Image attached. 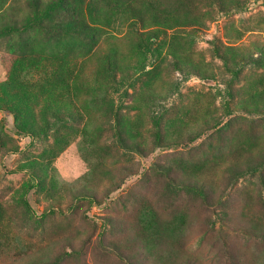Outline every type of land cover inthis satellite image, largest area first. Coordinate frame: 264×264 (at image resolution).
<instances>
[{"label": "rangeland", "instance_id": "rangeland-1", "mask_svg": "<svg viewBox=\"0 0 264 264\" xmlns=\"http://www.w3.org/2000/svg\"><path fill=\"white\" fill-rule=\"evenodd\" d=\"M37 1L0 0V29ZM196 1L203 24L152 57L122 0L78 6L103 24L68 44L0 32V106L18 107L0 113V264H264V0ZM54 57L75 69L69 92Z\"/></svg>", "mask_w": 264, "mask_h": 264}, {"label": "trees", "instance_id": "trees-1", "mask_svg": "<svg viewBox=\"0 0 264 264\" xmlns=\"http://www.w3.org/2000/svg\"><path fill=\"white\" fill-rule=\"evenodd\" d=\"M91 1L92 0H48L45 3H43V12L37 13L38 17L36 19H32L31 17H28L26 19L25 25L21 26L18 25L16 22L9 23L8 25L3 26V28L0 29L1 33L8 34L9 32H21L26 30L29 27H40L43 30L48 31H56L61 34L62 37H66L65 43H69L67 39L71 41H79V38L84 37H90L94 33L99 31V27L102 23L99 19H97L93 14L85 16L88 17L90 21H86L85 17H83V14L79 11V7H82L85 5V9H91ZM216 0H213V2ZM40 3V0L37 1ZM125 1L122 0L121 8L123 7ZM199 2L196 0H132L128 3H126L124 6L128 10H132L134 12L135 21L134 24L139 30H141V33L148 32V36L143 41L141 38L142 34H138V51H140V54H147V56L152 57L153 55H156L160 53L159 48L163 47L164 44H167L166 46L171 51L179 50L180 46V39L181 36L183 37L185 35H188L191 33L192 30L196 29L198 26L203 24V15L205 12H201V7L198 5ZM220 4V3H217ZM61 14V12H66L69 15V18L67 20H61L58 19L57 22H55L54 17H52V13ZM91 12V11H90ZM111 13V12H110ZM90 14V13H89ZM43 21V23L41 22ZM185 28H191L190 31L186 30ZM172 30L174 32L173 35H168V31ZM53 34H56L55 32ZM170 37L168 41H165L162 44V40L164 38ZM110 38H106V40H109ZM91 40V39H90ZM82 42V41H81ZM114 42V41H113ZM148 43V44H147ZM149 44H152V47H148ZM162 44V45H158ZM155 46V47H154ZM233 48V47H232ZM112 49V48H111ZM235 50V49H234ZM177 53H174L176 56ZM241 54V53H239ZM183 63L188 64L189 68L192 70V72L195 75L202 76L203 80L207 79L208 75H201L200 71H202V65L203 62L193 60L192 56L185 53L183 55ZM185 58V59H184ZM223 61L227 62L228 59L225 55H222L220 57ZM57 62L56 70L58 71L57 74H55L54 79L58 81V84L62 86L64 93L70 91L69 82L74 80L76 78L75 75V69L71 67V64L67 62L66 60H59V58H55ZM24 59L18 66L19 70L21 71L24 67L25 61ZM105 60V69L106 72H111L112 78L111 80L113 82L117 81L115 78V69H119V65L122 62V59H118V55L116 56L115 51L109 52L108 55L104 56ZM262 60V58L260 59ZM20 62V61H19ZM18 62V63H19ZM258 60L256 61V63ZM17 63V64H18ZM14 64V61L11 63V68L16 69L17 65ZM73 64V63H72ZM26 65V64H25ZM67 74V77L70 78V80L64 79L62 81L61 75ZM114 75V77H113ZM123 75V74H122ZM12 80L14 79L13 76ZM66 81V83L64 82ZM59 88H54L53 92L58 91ZM62 93V92H61ZM62 93L63 95H65ZM48 96H46V99ZM52 98V97H51ZM50 102H54L57 104L65 105L66 107L72 106V101L68 100H57L49 99ZM76 100L78 101V96L76 95ZM49 105V102H47ZM86 103V102H85ZM84 103V105H85ZM18 107L7 104L4 107L0 106V113H1V120L3 124H5L7 118L9 115H14L12 110H17ZM62 113V112H61ZM78 115V117L83 118V116L78 113L75 114ZM69 117H73L71 115H68ZM16 117V116H15ZM61 117H56L54 120H63ZM16 121V118H15ZM62 122V121H61ZM91 120H89V123ZM29 126V125H27ZM27 126H20L17 124V132L18 134H28L30 129ZM87 126V121H86ZM45 129H43L44 131ZM161 136L159 131H157V137ZM233 169V167L231 168ZM185 177L189 178L190 175H185Z\"/></svg>", "mask_w": 264, "mask_h": 264}]
</instances>
